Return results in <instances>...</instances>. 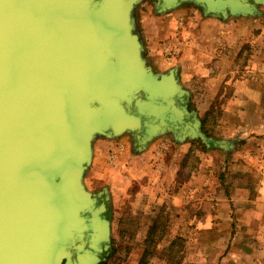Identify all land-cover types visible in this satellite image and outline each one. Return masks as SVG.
<instances>
[{
    "label": "water",
    "instance_id": "water-1",
    "mask_svg": "<svg viewBox=\"0 0 264 264\" xmlns=\"http://www.w3.org/2000/svg\"><path fill=\"white\" fill-rule=\"evenodd\" d=\"M140 1L0 0V264L104 259L108 197L83 184L94 138L128 134L138 151L163 134L213 139L188 106L178 67L147 62ZM188 1L220 18L257 12L250 0L155 6Z\"/></svg>",
    "mask_w": 264,
    "mask_h": 264
},
{
    "label": "rangeland",
    "instance_id": "rangeland-1",
    "mask_svg": "<svg viewBox=\"0 0 264 264\" xmlns=\"http://www.w3.org/2000/svg\"><path fill=\"white\" fill-rule=\"evenodd\" d=\"M156 1L141 0L134 9L136 29L143 45L146 44L145 36L140 31L139 22L144 13L140 10L153 12ZM250 2L256 5V13L246 16L229 14L222 18H249L240 21L236 27L232 26V30L241 34L237 41L233 42L227 36L226 40L220 41L218 35L223 33V25L210 24L203 27L209 39L198 42L195 36L190 35L182 55L168 48L164 55L152 58L144 48L147 62L156 63L152 65L155 71H166L168 64L165 62L174 55H177L175 60L181 58L185 65L196 70L192 73V80L188 74H183L182 82L178 74L180 84L188 92L189 108L198 113L206 135L214 140H232L235 145L225 149L214 145L213 139L206 144L200 138H194L187 139L188 147L182 150L181 146H175L182 142L173 139V155L171 148L161 147V144L172 140L171 134L156 136L140 151L133 148L130 136L129 143H125L124 147L113 143L99 147L97 139L105 137L94 138L92 159L85 171L83 184L87 190L94 193L101 191L108 197L110 222V246L103 251L104 259L98 264H264V218L242 216L250 207L254 212L263 209H256L246 198L258 195V186L243 185L247 162L253 158L251 150L258 164L264 160V88L255 89L251 96L250 90L248 93L244 86L248 77L264 84V74L257 72L254 75L250 70L253 60L256 63V58L250 54L261 46L257 35L264 30V2ZM181 4L188 6L192 14L201 12L205 15L194 2ZM188 23L190 33H196V28H200L196 26V18H190ZM198 43L202 46L197 47ZM252 54L254 56L255 53ZM216 76L224 78L227 81L225 85L218 88ZM239 79L244 85L237 89L238 93H234V83ZM252 133L257 135L251 138ZM154 144H159L161 152L156 154ZM139 155L142 161L140 169L137 164ZM172 159L184 163L173 183L172 173L161 167ZM202 160L215 170L217 178L213 188L209 189L213 190V194H208L207 190L204 193L205 205L213 208V204L214 208L222 213L229 212L231 216L218 218L211 232L210 228L206 229L210 222L205 219L202 220L206 229L204 232L181 233L178 232L180 224L184 228L190 218L185 219L180 213L176 214L175 209H169L167 192L178 188L177 183H181ZM138 174L141 175V183ZM161 194V201L158 202ZM192 202L195 204L196 200Z\"/></svg>",
    "mask_w": 264,
    "mask_h": 264
},
{
    "label": "crops",
    "instance_id": "crops-1",
    "mask_svg": "<svg viewBox=\"0 0 264 264\" xmlns=\"http://www.w3.org/2000/svg\"><path fill=\"white\" fill-rule=\"evenodd\" d=\"M153 8H154L152 9L153 12L140 10L142 11V13H144V16L139 22L140 31L141 33H143V36H145L146 44L144 45V48L147 49V51H149L147 55L151 56L152 58L164 55L166 53L165 49L168 48L169 49L173 48L176 51L175 54L177 55L181 54L182 52L185 51L184 49L186 48V46H188L189 43L188 38L190 35L195 36L198 42L199 41L204 42V40L209 39L206 30L203 28L205 25H210V24L217 26L223 25L221 27L223 33L218 35L220 41L226 40V36L228 37L229 40H232L233 42L235 40L237 41L241 37V34H237L236 30H232L234 29L233 27L239 25L241 23L240 21H245L249 19V18H231V20H225L217 16L203 15L201 12L198 13L196 12L192 14L189 11L188 6H185L184 4H181L178 7L163 12H159L155 5ZM190 18H196L198 20L196 26L198 25L200 26V28L198 27L196 28V33L193 32L190 33V28L188 23ZM262 28H264V24L262 25ZM257 37H258L257 40L260 41L261 46L257 50L254 51L251 50L252 53H255L254 56L252 53L250 54L251 57L256 58V63L253 60V64L250 65L251 67L250 70L254 73V75H256L257 72L259 75L264 74V30L258 33ZM197 45H198L197 47L202 46L199 43ZM174 47H176L177 49H175ZM177 55H174V57ZM173 58L169 59L168 62L167 61L165 62L166 64H168L166 70L174 66H177L178 67L177 71L178 74H180L181 76L182 82L184 79L183 74L184 75L188 74L189 79L192 80V73L195 72L196 70L190 69L187 65H185V63L181 60V58H177V60H175L176 57L174 59ZM150 63L153 66L154 64L156 65V63H152V62ZM218 72L220 73L221 71ZM215 80L218 82V86H217L218 88L221 87L222 85H225V83L227 82L224 78H220L218 76H216ZM244 83L245 85L242 84V81L240 79L236 81V83H234V89H235L234 93H238L237 89L243 87V85L246 87L248 93L250 90L252 94L251 96L254 95L255 89L261 90L262 87L264 88V84H261L262 82H258L254 78L248 77L245 79ZM217 92H214L213 94ZM262 133H260V135ZM253 135H257V134L252 133L251 138H253ZM171 139L172 140L166 141V143H164L163 145L161 144V147L164 146L166 149L171 148V153L174 155L175 154V150L173 146L174 142H171L173 141V137ZM128 141H129L128 134H122L113 140L105 139V138L97 139L99 147L101 145H105V144L110 145L112 143L115 145H122L124 147L125 143H129ZM186 142L187 140H184V142L182 141V143L180 144L176 143L175 146L179 145L182 147L181 149L183 150V147H188L187 146L188 144ZM154 145H155L154 147H156L157 149L156 154L161 152V149L159 148L160 147L159 144H154ZM251 151L253 158L251 161L247 162L246 172L243 176L244 179L243 185L258 186L259 188V191L257 192L258 195H255V197L246 196V198L249 202L252 203V206H255L256 209H258V207H261V209L262 208L263 209L262 211L254 212L253 207H250L246 211V213H242V216L248 215L251 217H261L263 219L264 218V160L263 162L258 164L254 158L253 150ZM136 153L138 154L139 152ZM94 155L95 154H93V158L95 159L96 156ZM137 158L139 159L137 164L140 169L142 163V161L140 160L141 155L137 156ZM156 159H159V157ZM176 161L177 160L172 159L171 161L169 160L168 162H166L164 166H161L164 167L166 170L170 171V173H172L171 183H173V181L176 180L177 172L179 171L180 173V170L184 166L183 162L182 163L178 162L179 159L177 162ZM160 164L161 163H158L157 165ZM214 172L215 170H213V168L211 169L210 166L202 160L200 163L194 166L193 169H191L190 174L186 178L181 180V183L180 182L177 183L178 188H175L167 192L169 209L170 210L175 209L176 214L180 213L185 219L190 218L188 223L184 225V228L183 226H181L182 224H180V228L178 229V232L182 233L184 231L185 233L186 232L199 233V232H204L206 229L209 228H210L209 232H211L212 230H214L215 222L218 221V218H221L222 215L226 217L231 216V213L229 212L222 213L220 209L214 208L213 204H212L213 208L207 207L205 205L206 196L204 195V193L208 191L207 192L208 194H213L212 193L213 190L209 191V189L213 188L214 185V181L216 178ZM140 178L141 175L138 176L139 182L141 183ZM193 196H195V199H192ZM211 197H213V195ZM161 198H162V194L160 195V198L159 197L157 198V201L160 202ZM193 200H196L195 204L194 202H192ZM188 206L190 207L188 208ZM179 210L181 211L179 212ZM205 219H207L210 222V225H206V229H205V224L202 223Z\"/></svg>",
    "mask_w": 264,
    "mask_h": 264
},
{
    "label": "bare ground",
    "instance_id": "bare-ground-1",
    "mask_svg": "<svg viewBox=\"0 0 264 264\" xmlns=\"http://www.w3.org/2000/svg\"><path fill=\"white\" fill-rule=\"evenodd\" d=\"M95 154V153H94ZM94 159V158H93Z\"/></svg>",
    "mask_w": 264,
    "mask_h": 264
},
{
    "label": "trees",
    "instance_id": "trees-1",
    "mask_svg": "<svg viewBox=\"0 0 264 264\" xmlns=\"http://www.w3.org/2000/svg\"><path fill=\"white\" fill-rule=\"evenodd\" d=\"M203 125V124H202Z\"/></svg>",
    "mask_w": 264,
    "mask_h": 264
}]
</instances>
